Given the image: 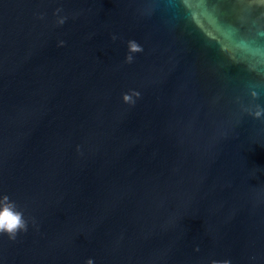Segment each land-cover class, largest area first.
<instances>
[{"label": "water", "instance_id": "1", "mask_svg": "<svg viewBox=\"0 0 264 264\" xmlns=\"http://www.w3.org/2000/svg\"><path fill=\"white\" fill-rule=\"evenodd\" d=\"M257 105L264 0H0V264H264Z\"/></svg>", "mask_w": 264, "mask_h": 264}, {"label": "clouds", "instance_id": "2", "mask_svg": "<svg viewBox=\"0 0 264 264\" xmlns=\"http://www.w3.org/2000/svg\"><path fill=\"white\" fill-rule=\"evenodd\" d=\"M59 24L64 23V19L58 21ZM62 46V45H61ZM128 49L130 53H139L142 52V47L136 41H129ZM132 55L127 56V62L132 63ZM132 95L139 96L138 92L133 93ZM253 99H258L257 92L253 91L251 93ZM125 102L134 103L132 96L124 95ZM256 119L264 117V108H261L259 105L256 106V110L250 113ZM28 229L27 221L23 217V213L17 210V205L15 202L11 201L7 195H4L0 198V233L8 234L10 239H16L17 234ZM87 264H93V261L89 259ZM216 264V262H213ZM224 264H229L228 261H225Z\"/></svg>", "mask_w": 264, "mask_h": 264}]
</instances>
